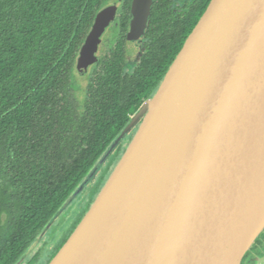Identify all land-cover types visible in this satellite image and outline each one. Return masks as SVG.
<instances>
[{
	"label": "water",
	"instance_id": "obj_1",
	"mask_svg": "<svg viewBox=\"0 0 264 264\" xmlns=\"http://www.w3.org/2000/svg\"><path fill=\"white\" fill-rule=\"evenodd\" d=\"M155 0H133L146 33ZM118 6L100 10L80 76ZM136 134L49 264H242L264 234V0H211L153 97L91 172ZM86 181V182H87Z\"/></svg>",
	"mask_w": 264,
	"mask_h": 264
},
{
	"label": "trees",
	"instance_id": "obj_2",
	"mask_svg": "<svg viewBox=\"0 0 264 264\" xmlns=\"http://www.w3.org/2000/svg\"><path fill=\"white\" fill-rule=\"evenodd\" d=\"M107 1L0 0V264H18L37 241L153 96L211 2L192 5L183 39L161 64L145 56L127 74L121 45L103 57L80 106L71 81L80 49ZM130 4L126 0L127 12ZM128 22L126 14V31ZM132 137L110 157L93 199ZM66 241L50 252L45 264Z\"/></svg>",
	"mask_w": 264,
	"mask_h": 264
},
{
	"label": "flooded vegetation",
	"instance_id": "obj_3",
	"mask_svg": "<svg viewBox=\"0 0 264 264\" xmlns=\"http://www.w3.org/2000/svg\"><path fill=\"white\" fill-rule=\"evenodd\" d=\"M196 1L197 0H155L152 9V14L155 13V19L152 22L151 15L146 33L140 38L139 41H135L131 33V10L133 0H131L129 12L126 11V0H108L105 3V6L101 8V10L108 6L116 5L118 6V13L115 21L111 24L110 27L107 28L99 43L97 50L99 62L103 57L111 56V54L120 47L119 45H121V48L125 50V58L127 61L125 70L127 74H132L133 72H135L145 56H151L157 61L158 64H161L164 59H168L170 53L179 46L181 39H183L184 29L187 25L188 20L187 16H189L191 7ZM126 14L129 17L127 31L122 26V17ZM108 34L111 35V40L109 46L104 48V44L102 45V42ZM178 53L176 54V56L178 55ZM98 63L89 68V73L87 75H90L91 72L93 73V70L98 65ZM156 91L153 93V96ZM99 184L100 182H98L97 184L95 182L92 186L89 187V191L87 192L85 198V209H82L81 212H79L78 215H80V218H78V220L73 223V227H75V229L76 226H78V223L82 219L83 215L94 203V199L96 197L94 199L93 197ZM98 193L96 194V196L98 195ZM88 205L89 207H87ZM73 227L71 226L70 228V230H72L70 234L75 230L73 229ZM261 255H264V234L252 247L251 251L247 254L242 264H258Z\"/></svg>",
	"mask_w": 264,
	"mask_h": 264
},
{
	"label": "rangeland",
	"instance_id": "obj_4",
	"mask_svg": "<svg viewBox=\"0 0 264 264\" xmlns=\"http://www.w3.org/2000/svg\"><path fill=\"white\" fill-rule=\"evenodd\" d=\"M110 40H111V35L108 34L102 42V45L104 44V48L109 46ZM91 76H92V72L90 75H86V76H79L77 74V72H76V74L73 75V78L71 81L72 93H73L76 101L80 104V106H83V104L85 103V101L87 99V94H86L87 93V86L91 80ZM140 123H141V121L136 125V127L132 130V132L125 137V139L122 143H124V142H126V140L130 139L131 136L134 137V135L137 132V129L139 128L138 126H140L139 125ZM133 137H132V139H133ZM112 144H111V146H112ZM111 146L107 149V151L104 153V155L109 151ZM103 156L98 161V163H100ZM98 163L95 165V167L98 165ZM107 165L108 164H106V166ZM106 166H104L100 170V172L95 175L94 179L90 182H88L87 180L90 179L89 175L91 173L88 175V177L84 180V182L74 192V194L69 199V201L60 209V211L55 215V217L51 220V222L45 227V229L39 235L37 241L30 247V249L27 251V253L24 255V257L18 262V264H28L29 262L31 264H45V260L49 257L50 252L53 249H55L58 245H60L63 240H65V239L68 240L70 238V236L73 233L72 232L70 234V232L72 231V230H70L71 226L73 227L74 226L73 223L75 221H77L78 218H80V215H78L79 212H81L82 209H85L84 208L85 207V198H86L87 192L89 191V187L92 186L95 182H96V184L98 182H100V183L102 182L101 176L105 174ZM111 174H110V176H111ZM110 176L107 178V180L105 182L103 181L104 184L102 185L101 190L105 186V184L108 181V179L110 178ZM101 190L99 191V193L101 192ZM99 193H98V195H99ZM98 195L95 197L97 198ZM95 199H94V201H95ZM82 203H83V205H82ZM88 210L86 211V213L88 212ZM86 213L83 215V217L86 215ZM83 217H82V219H83ZM81 220H80V222H81ZM38 253H39L38 259L34 260V256ZM258 264H264V255H261V258H260Z\"/></svg>",
	"mask_w": 264,
	"mask_h": 264
}]
</instances>
